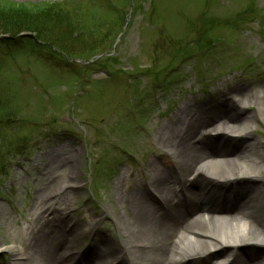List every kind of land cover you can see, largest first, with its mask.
<instances>
[{
	"label": "rangeland",
	"instance_id": "rangeland-1",
	"mask_svg": "<svg viewBox=\"0 0 264 264\" xmlns=\"http://www.w3.org/2000/svg\"><path fill=\"white\" fill-rule=\"evenodd\" d=\"M0 11L47 30L70 26L59 35L69 56L35 47L26 33L0 44V249L12 239L22 246L35 219L57 217L84 234L71 243L75 264H117L91 244L106 235L123 250L115 220L128 219L124 200L147 188L150 167L171 160L157 136L180 126L172 117L185 103L209 110L224 94L253 118L250 139L264 165V0H0ZM211 136L204 153L246 148L228 134ZM257 200L263 227L264 190ZM237 255L250 262L264 248ZM0 264H11L4 250Z\"/></svg>",
	"mask_w": 264,
	"mask_h": 264
},
{
	"label": "bare ground",
	"instance_id": "bare-ground-1",
	"mask_svg": "<svg viewBox=\"0 0 264 264\" xmlns=\"http://www.w3.org/2000/svg\"><path fill=\"white\" fill-rule=\"evenodd\" d=\"M220 97V102L209 108H219L217 114L211 115L203 103H185L172 117L180 126L167 134L158 133V141L171 160H164L162 168L150 167L153 173L147 188L130 191L124 200L128 219L115 220L124 236L123 250L101 235L91 244L95 254L111 256L117 264H186L223 250L209 264H264V256L247 262L237 255L244 247L264 248V226L259 225L258 217L263 204L257 200V194L264 190L260 175L264 165L250 139L253 118L227 104L224 94ZM210 99L216 101L214 96ZM214 134L240 139L246 148L223 146L219 152L204 153L203 149H210ZM186 195L190 196L184 199ZM51 201L58 204L57 194ZM68 225L63 218L47 219L42 224L35 219L22 246L12 239L9 247L0 250L10 255L11 264H75L77 253L71 243L84 234L68 229Z\"/></svg>",
	"mask_w": 264,
	"mask_h": 264
},
{
	"label": "trees",
	"instance_id": "trees-1",
	"mask_svg": "<svg viewBox=\"0 0 264 264\" xmlns=\"http://www.w3.org/2000/svg\"><path fill=\"white\" fill-rule=\"evenodd\" d=\"M23 14L19 11H11V13H1L0 11V44L4 42L12 43L15 41L17 35H21L17 38L21 39H28L29 37H26V34L34 35L32 36L31 40L35 47H42L46 49H50L51 51H60L59 54H65L66 56L68 53L65 52L62 49H65L61 43L60 33L61 30L63 31V34L67 31L65 28L68 27V24H58L59 26H56L58 28L53 30H47L43 27V21L39 22V26H35L36 20L28 21L25 17H21ZM51 17V21L54 20L53 16ZM70 27V26H69ZM55 30V31H54ZM53 31L52 33H50ZM26 33V34H25ZM25 34V35H24ZM66 37V35H65ZM31 42V41H30ZM13 45V44H12ZM15 46V45H13ZM51 56L52 54L49 53ZM86 61V60H84Z\"/></svg>",
	"mask_w": 264,
	"mask_h": 264
},
{
	"label": "water",
	"instance_id": "water-1",
	"mask_svg": "<svg viewBox=\"0 0 264 264\" xmlns=\"http://www.w3.org/2000/svg\"><path fill=\"white\" fill-rule=\"evenodd\" d=\"M26 36H29L28 34Z\"/></svg>",
	"mask_w": 264,
	"mask_h": 264
}]
</instances>
